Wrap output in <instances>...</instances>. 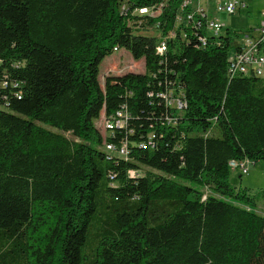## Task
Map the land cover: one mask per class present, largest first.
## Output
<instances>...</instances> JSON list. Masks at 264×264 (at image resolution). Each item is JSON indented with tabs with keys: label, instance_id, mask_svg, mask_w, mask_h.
I'll return each instance as SVG.
<instances>
[{
	"label": "trees",
	"instance_id": "trees-1",
	"mask_svg": "<svg viewBox=\"0 0 264 264\" xmlns=\"http://www.w3.org/2000/svg\"><path fill=\"white\" fill-rule=\"evenodd\" d=\"M181 4L0 0V264H264V215L228 166L264 163V79L230 78L242 32L178 26ZM119 50L145 72L102 89Z\"/></svg>",
	"mask_w": 264,
	"mask_h": 264
},
{
	"label": "built area",
	"instance_id": "built-area-1",
	"mask_svg": "<svg viewBox=\"0 0 264 264\" xmlns=\"http://www.w3.org/2000/svg\"><path fill=\"white\" fill-rule=\"evenodd\" d=\"M196 0H182L180 11L177 14V25L185 24L186 26L190 23L192 17L198 15L205 19V31L207 35L213 37H219L223 33V27L209 19L205 11H197L192 9V5ZM247 0H219L218 10L223 12L225 15L230 16L238 12L247 10ZM140 14H147L148 11L145 9L139 10ZM159 11L153 12L152 15H157ZM262 20L259 22L258 27L254 29V34L241 33L238 37V50H233L230 53L227 66V74L230 78L235 77H249L254 75L264 76V47H258V42H263L260 37L264 34V11L261 13ZM225 30V29H224ZM203 47L206 45V38L200 39ZM165 51V45L162 44L157 48V53L162 54ZM163 98L169 109L174 111V117L176 114L181 113L185 108V101L180 94V91H170L164 93ZM180 115V114H179ZM126 113L118 112L112 116L108 121L104 118L101 122L104 123V130L106 125L121 126L124 123L123 118ZM177 116V115H176ZM105 120V121H104ZM172 121V119H169ZM153 136H150V139ZM150 145V143H149ZM145 146V145H144ZM143 147V146H142ZM105 152H111V155L118 157H125L127 155V147L125 143H120L119 146L112 144L105 145ZM244 163L246 161H231L229 163V169L231 171H238L241 174H245Z\"/></svg>",
	"mask_w": 264,
	"mask_h": 264
},
{
	"label": "rangeland",
	"instance_id": "rangeland-1",
	"mask_svg": "<svg viewBox=\"0 0 264 264\" xmlns=\"http://www.w3.org/2000/svg\"><path fill=\"white\" fill-rule=\"evenodd\" d=\"M202 1L206 7L207 17L214 22L219 23L223 27V33L227 26L232 31L238 33L254 34V28L257 22L262 20L261 13L264 11V0H247V6L250 13L245 11L238 12L234 15L227 16L218 10L219 0H196ZM255 1V2H254ZM195 4V3H194ZM192 5V9L194 7ZM202 11V10H197ZM249 29V30H248ZM148 36H158L159 31L150 29L146 32ZM241 35V34H240ZM235 39L234 41H236ZM238 42V41H237ZM145 72L143 60L134 61L128 52L119 50L113 52L111 56L106 57L99 66V83L101 88H104L106 77H117L127 73L143 74ZM68 139H73L70 134H65ZM244 163L245 174L238 171L230 170L229 182L236 190L246 191L250 196L255 197L258 201L257 211L264 215V200L261 191L264 188V163L262 161Z\"/></svg>",
	"mask_w": 264,
	"mask_h": 264
},
{
	"label": "crops",
	"instance_id": "crops-1",
	"mask_svg": "<svg viewBox=\"0 0 264 264\" xmlns=\"http://www.w3.org/2000/svg\"><path fill=\"white\" fill-rule=\"evenodd\" d=\"M251 2H253V0H252ZM254 2H255V1H254ZM193 10H202V11H206V13H207L206 7L203 6L202 1L195 2L194 7H193ZM247 12L250 13V11H249L248 8H247ZM258 24H259V21L257 22V24H256V26H255L254 28H250V29H255V28H257V27H258ZM229 28H230V27L227 26L226 29H225V32H227V30H231V29H229ZM248 30H249V29H248ZM231 31H232V30H231ZM237 33H238V32H237Z\"/></svg>",
	"mask_w": 264,
	"mask_h": 264
},
{
	"label": "bare ground",
	"instance_id": "bare-ground-1",
	"mask_svg": "<svg viewBox=\"0 0 264 264\" xmlns=\"http://www.w3.org/2000/svg\"><path fill=\"white\" fill-rule=\"evenodd\" d=\"M256 78L264 79L263 75H254ZM113 125H106V131H111L112 132ZM108 155H111V152H106Z\"/></svg>",
	"mask_w": 264,
	"mask_h": 264
}]
</instances>
